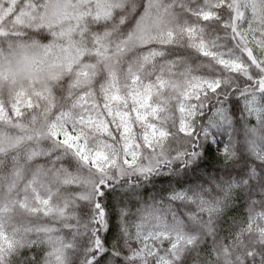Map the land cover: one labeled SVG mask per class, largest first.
Returning a JSON list of instances; mask_svg holds the SVG:
<instances>
[{
    "label": "snow or ice",
    "instance_id": "obj_1",
    "mask_svg": "<svg viewBox=\"0 0 264 264\" xmlns=\"http://www.w3.org/2000/svg\"><path fill=\"white\" fill-rule=\"evenodd\" d=\"M0 264H264V0H0Z\"/></svg>",
    "mask_w": 264,
    "mask_h": 264
}]
</instances>
